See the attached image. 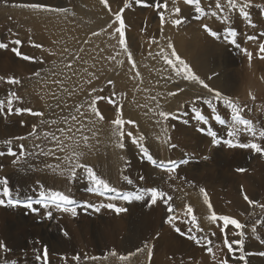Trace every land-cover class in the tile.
Instances as JSON below:
<instances>
[{
    "label": "rangeland",
    "instance_id": "rangeland-1",
    "mask_svg": "<svg viewBox=\"0 0 264 264\" xmlns=\"http://www.w3.org/2000/svg\"><path fill=\"white\" fill-rule=\"evenodd\" d=\"M18 1L20 2L16 4L22 3V0ZM34 2H40L53 7L68 8L69 11L66 13L34 12L28 9L14 7L13 5L15 4L13 0H0V42L8 44L7 49H0V67L7 66L10 70L12 69V71L9 70L10 72H8V70L0 68V76L5 78L14 77L21 81L20 85H9L5 81H0V99L6 100L8 93L14 90L17 95L22 98V101L24 100L25 108L44 113L43 117H38L28 112L22 114L16 113L15 115L14 113L9 114L6 109L2 114L0 112L1 116H7L0 120V152L7 153L8 148L11 147L13 151L18 153L15 157L7 154L0 156L1 179L4 177L11 179L17 177L28 178L32 176L39 181L38 185L40 187V185L43 184L41 178L52 172L50 169L46 168L45 165L56 163L57 160L55 157H45L41 155L33 158L27 155V153H25V155H20L19 145L24 144L28 152L33 151L35 144H40L45 148L52 147L53 145L51 142L44 139L43 133L55 132L56 135H60L57 128L66 126L63 121L67 112L71 111L72 115L77 113L75 108L59 112L58 114L52 113L51 110L45 112L42 107L36 105L32 100V95H30L34 79H37L34 75L35 72H40V76H42L41 80L49 78L52 75L60 77V81L63 82V85H59L54 91L56 93L55 97H53V95L50 96L53 98L50 103L57 102L58 97L70 94V87L72 84L70 78L71 71L65 68V64L69 62L75 64L77 61H73V57H82L84 51L81 52L80 49L83 48L84 50V45L95 38H101L106 44H109V65L107 66L103 78L81 98L80 104H85V106H87L85 102L91 100L93 96L110 97L111 94L115 92L117 93L114 97L115 101L125 105L123 109L125 119H132L133 112L136 111V103L141 100H147L151 107L155 106L154 101L146 98L156 96L163 110L165 107L166 111H171L173 115L178 117V119H168L167 121H163V118L158 117V119L161 120V124L154 123L157 118H153L152 121L154 124L150 127V131L138 124L139 131L137 132V137L140 135L145 137L142 143H144L145 146L147 145L155 159L165 162L171 160L177 163L174 172H166L164 169L155 167L146 159H144L146 161V164H144L141 154L138 155L136 159H129L127 154L126 159H128L129 162L128 169L134 170V177L136 176L133 180L131 179L132 181L130 180L132 183H129V186L131 187L134 185V188L135 186L138 187L137 189L135 188L137 192L135 189L133 190V188L131 190L130 187L128 188L129 191L126 188L120 190L122 191L121 193L117 190L116 192H111L101 188L102 191L98 189L91 193L95 196L97 195V199L104 198L102 202L97 200V202L92 201V203H85L94 205L113 203L116 207L125 208V212L117 214L111 209L103 208V210H106L107 215L99 211L98 213L100 214H98L97 217L94 215L93 218H90L91 220L88 219L89 223H83L84 219L76 218V216L71 214L68 215L70 218L69 220L61 221L58 214H61L62 211L54 207L45 209L40 206L38 213L31 211L32 213L30 216H35L34 218H37V220H35L36 223L41 221L40 224L42 223V225L46 226L45 228H48L50 231L57 230L59 233V236L49 237L47 241L49 243V245H47L49 264H116L118 261L120 264H128V262L129 264H133L135 255H133L129 261H122L118 257L121 255H128L129 253L127 250L119 249L120 247L118 248L117 246H110L109 241H105V243L102 241L104 240V234H106L104 229L108 227L107 220H109V218H120L121 224H123V233L121 232L120 239L121 243L123 242L122 244L124 245H127L126 242L131 232H136L140 236L143 235L142 230H146L145 236L147 239L145 238L142 245L137 248L144 249V251H138L136 249V252H131L139 254V256H137L139 264H220L222 259H227L228 264H243L242 261L233 259L232 254L228 253L223 244V233L220 227L222 221L212 222L207 218L211 215V210H209L207 204L204 202V194L201 193V188L206 190L212 205V210H214L218 216L227 215L246 225L243 230L245 232L243 239L245 241L244 251L247 264H264V255H261V253H264V210L249 205L243 198L244 195L247 194L253 201L264 204V155L256 153L251 149L228 147L227 144L224 143L225 140L246 143L253 141V137L244 132L243 126L239 125L238 127L241 128L240 133L235 137L228 136L227 133L232 130V125L234 123L232 120V109L222 101H214L216 111L213 112L208 105L206 106V104L203 103V100L196 99L198 96L204 99H210L213 94L209 93L207 89L196 82L185 80L182 77H176L171 67L165 63V60L157 55V53L161 51V48L165 49L166 54L170 53L171 50L167 49L166 45L171 43L174 45L181 59L185 60L191 67L192 60L188 57L189 50L194 53L193 55H197L199 50H203L204 58L208 62L207 69L211 71L212 76H210L211 78H207L199 75L191 67L193 72L199 76L200 79L204 80L209 87L215 90H217V88L211 86L213 84L212 82L215 81L213 78L219 79L221 83H224L226 78L230 82L229 86L225 84H222V86L225 87L224 89H226L228 93L225 90L219 91V88L217 91L221 92L225 99H229L240 106L243 109V117L249 120L257 131L264 129V59H261V56L264 54L259 52V45L264 43V36H260V33L264 32V0H252V7L245 9V11L248 12V19H244L243 16L240 15L238 8L220 14L219 10L214 6L215 0H201V4L206 9L207 15L195 12L192 10L191 6L184 3V0H178L175 6L181 9L179 18L183 20V23L179 26H173L171 24V20L177 18L172 15L173 0H167L168 11L165 12L164 25H161L159 15L153 7H144L142 4H137L135 0H132L133 6L130 9H125L123 12V18L125 20L124 40L132 55L131 60H129L128 54L124 52V45L118 44L117 39L113 38H118V33L114 31L116 25H113L112 28H108V25L114 18L99 0H35ZM123 2L124 0H108L109 6L112 8L113 12L118 11L123 6ZM147 2L151 4L153 0H147ZM161 2H164V0H161ZM221 2L224 3V0H221ZM11 10H19L22 14L24 11L35 13L33 14L34 20L40 17L41 14L45 18L54 19L56 20L55 22L61 23L66 28V32L69 35H78L76 42L72 47L68 48L67 51L60 53L61 56H57V61L55 63L52 62L55 56V54H53L49 62L41 64L40 60L45 56L46 51L50 48L57 49L56 45L51 42L47 45L43 44L45 42L39 39L40 35L37 28L30 22L20 19V17ZM161 11L164 10L161 9ZM212 11H217L218 16L213 17L211 15ZM220 16H229L230 22H222V20L218 18ZM249 21L251 23H249ZM205 24L214 31H218L220 38L217 39L209 35L204 30L203 25ZM252 25L255 26L253 27ZM229 27L233 28L237 33L234 37L236 44H231L224 38L225 32ZM52 28L56 29L57 26L53 25ZM181 29L184 31H181ZM163 31L166 32V35ZM93 32L102 34L94 36ZM108 32L111 33V35H109ZM248 36H255L257 39L249 40L247 39ZM16 39H19L22 43L20 45L13 44L12 41ZM153 40H155L156 43H153ZM202 41L204 42L202 43ZM34 44H40L43 47L37 48L33 46ZM237 45H239V47H237ZM12 48H18L23 55L33 57L35 61L22 59L12 51ZM183 49L184 51H182ZM245 49L252 53L251 59L245 54ZM41 50H43V52H41ZM110 56H115V59H109ZM224 60H228V64H223ZM133 61L136 63V69L131 68ZM118 62L123 63L121 64ZM37 67L39 68L36 70ZM254 68L256 72H254ZM129 69L131 70L130 73L133 70L134 73L135 71L140 72V77H136L134 81V94L133 91H128L125 88L123 79L119 80L121 74ZM217 70L218 74H216ZM114 75L117 76H115L116 78H119L116 79ZM168 75L172 76L171 80L162 79V77H167ZM109 80L114 82V87L107 83ZM141 80L143 81L142 83L140 82ZM47 83V85H50L49 82ZM171 86L175 87L172 88ZM101 88L104 90L101 91ZM180 89H183V91H180ZM169 91L179 93L176 96H167ZM123 93L127 94L126 98L122 95ZM133 95V100L136 101L135 104L131 102ZM253 97H255V99H253ZM170 103L172 104L171 106L169 105ZM96 106L101 109L102 115H105L104 124L107 123L108 119L111 121L115 118L116 109L113 105L109 104L106 99L97 100ZM106 106L109 108L107 109ZM168 106L171 107V109ZM14 110L15 109H13V111ZM197 113L203 114L208 120V123L202 124L201 121L197 119ZM217 117H219V119H217ZM42 119L48 122L56 120L57 124H42ZM220 120H224V123L221 124ZM33 124L37 126L36 135L41 137L39 140L29 135L32 131ZM161 125L167 128V134H165ZM111 126L113 127V125ZM201 128L216 132L221 143L219 145L213 144L212 137L207 135L206 131L201 132ZM127 131H132L134 133L136 129L129 126ZM20 136H25L27 139H14ZM169 136L171 139L168 140L167 143H164L163 141ZM158 137L159 139H156ZM8 140H12L11 145L5 143ZM254 142H258L264 147V140L256 139ZM171 145H176V147H171ZM36 151L39 150L36 149ZM57 154L60 155L59 152ZM25 156H27V159H25ZM49 159L50 161H48ZM13 161H17V163ZM135 165L136 169L134 168ZM240 168L246 170L243 172L237 171V169ZM131 176L132 174H127L126 178H131ZM136 180L139 181L137 182ZM135 183H137V185ZM153 187L166 192L172 197V201L170 202L174 209L172 213H166L167 206L159 200L156 205L149 207L150 198L147 195H145L143 200L134 199L135 195ZM43 190H36L37 192L35 191L33 193L29 192L30 195L28 193V196L20 197L40 196V192ZM121 194L126 196L131 195L133 199L131 202L123 200L120 198ZM192 194L196 196L200 195L197 197L200 199V204L202 202V207H200L199 204H196L199 208L195 204L192 205V203H195L191 197ZM78 196L79 200L84 201V196L82 194H78ZM29 200L34 201L32 199ZM78 203L81 202L78 201ZM78 203L68 207L70 208L69 210H71V207L76 210L79 209ZM242 203L245 204L243 205ZM187 206L193 208V215L197 217L199 228H202L203 231H200L196 225L191 223V216L185 215ZM62 207L66 206L61 205V208ZM49 210L53 213L51 218L46 215ZM69 210L68 212L72 213ZM86 211L87 210H84V214L90 216V213ZM146 214L147 218H144ZM172 216H175L176 219L173 220L172 224H169L167 221ZM68 225L72 230L80 227L83 231L79 243L78 241H73V243L77 245V249L73 252H68L65 249L62 254H54L55 246L50 245V243H54L64 237L65 232L68 233L67 236L71 235ZM253 225H255L257 229L255 234L251 232ZM16 226L17 225H14V227ZM176 227L180 228V230L185 233L191 228L192 232L187 233V235H195L200 239V244L198 245L194 241L189 240L187 235H180L175 231ZM134 228L135 230H133ZM26 231L32 232L30 228H27ZM237 231L239 230L229 225L227 229L229 241L241 239L240 236L235 234ZM256 237H259V239ZM21 239H27V236L23 235ZM88 240H90V242ZM117 240L119 239L117 238ZM35 241L36 240L31 243L32 247L28 249V252L37 247L43 249L44 244H38L39 246H37ZM209 241H211V244L208 243ZM91 242L93 246L89 245L91 248L87 254L85 249ZM145 244H147V248H145ZM209 247L212 249L211 253L207 251ZM26 249L27 247L25 250ZM149 250L152 253L151 259H149L147 254ZM112 251H115L117 256L113 258L111 255L109 256V253ZM237 255H239V253H237ZM16 256L12 258H16L17 260L18 258ZM73 256H80V261L77 262L72 260ZM92 256L107 257V259L88 262V257ZM143 256H145V258ZM61 257L67 258L66 260H62ZM4 261L7 264H12L10 260L9 262H7L8 260ZM4 261L0 262V264H6ZM32 261L38 263L35 258L32 259ZM20 264L23 263L20 262Z\"/></svg>",
    "mask_w": 264,
    "mask_h": 264
},
{
    "label": "snow or ice",
    "instance_id": "snow-or-ice-1",
    "mask_svg": "<svg viewBox=\"0 0 264 264\" xmlns=\"http://www.w3.org/2000/svg\"><path fill=\"white\" fill-rule=\"evenodd\" d=\"M99 2L104 6L105 9L111 14V16L114 18L111 23H109L108 28H112L113 25H116L114 28V31L118 33V38L113 37L114 39H117L118 44L124 45V52L128 54L129 60L132 59V55L128 50V47L124 40L125 35V20L123 18V12L125 9H130L133 6L132 0H124L123 6L116 12L112 11V8L109 6L108 0H99ZM178 0H173V8H172V15L176 16V19L171 20V24L173 26H179L183 23V20L180 17L181 9L176 5ZM135 3L142 4L144 7H153L160 18L161 25L165 24V12L168 11V3L167 0H164V2H161V0H153L151 4L147 2V0H135ZM184 3L188 6L192 7V10L195 12L207 15L206 9L202 6L201 0H184ZM17 8L22 9H28L34 12H50V13H66L69 11L68 8H62V7H53L50 5L42 4L40 2H31V3H19L13 5ZM215 8L219 10V13L222 14L225 11H231L236 10L238 8L239 13L241 16H243L244 19H248V12L245 11V9L252 7V0H224V3L221 2V0H215ZM163 9L164 11H161ZM211 15L213 17H217L218 13L217 11H212ZM222 20V22L228 23L230 22L229 16H220L218 17ZM249 23H251L249 21ZM253 27L255 25H252ZM204 30L211 35L214 38L219 39V33L218 31H214L212 28H210L207 24L203 25ZM102 33L93 32L94 36L101 35ZM111 35V33H109ZM237 35L236 31L233 28H227L225 32V39L228 40L231 44H236V40L234 37ZM260 36H264V32L260 33ZM247 39L249 40H255L257 37L255 36H248ZM13 44L20 45L22 42L19 39L13 40ZM153 43H156L155 40H153ZM34 47L42 48L43 46L40 44H34ZM167 49H170V53L166 54L165 49L161 48V51L157 53L158 56L162 57L165 60V63L171 67L172 71L175 73L176 77H182L185 80L193 81L198 84H200L203 88L207 89L209 93H212V97L210 99H204L203 97H197L198 100H203V103L208 105L209 108L212 109L213 112L216 111V107L214 105V101L217 102H223L228 107L232 109V120L234 121L232 125V130L228 131L227 135L230 137H235L238 133H240L241 128L239 126H243V131L250 134L253 137V141L246 142V143H238L234 142L233 140H225L224 143L227 144L230 148H243V149H251L256 153H259L261 155H264V147L261 146L260 143L254 142L256 139L264 140V129H261L257 131L255 127L252 125V123L245 119L242 115L243 109L233 103V101L229 99H225L221 92L209 87L207 83L204 82V80L200 79L199 76H197L191 67L185 62V60L181 59V57L177 54L175 47L173 44L168 43L166 45ZM239 47V45H237ZM8 44L4 42H0V49H7ZM12 51L17 55L20 56L24 60H33L35 61V58L30 57L28 55H23L18 48H12ZM67 51V49H65ZM80 51H84L83 49H80ZM245 54L251 59L252 53L248 52L246 49L244 50ZM259 52L261 54H264V43H261L259 45ZM174 58V59H173ZM109 59H115V56H110ZM261 59H264V55L261 56ZM82 57L80 56H74L73 61H81ZM123 63V62H118ZM136 63L135 61L132 62L131 68L136 69ZM65 68L69 71H72L73 74H75L74 69V63L69 62L65 64ZM85 72H87V69H84ZM163 71V70H162ZM95 74L89 73L90 79L89 83H91V77ZM35 76L39 77L40 72H36ZM140 77V72L135 71L134 78ZM99 78L98 76L96 77ZM162 79L171 80L172 76L168 75L167 77H162ZM0 81H5L9 85H20L21 81L14 78V77H8L5 78L3 76H0ZM143 82L142 80L140 81ZM53 83L62 86L63 82L59 79L53 81ZM109 85H112L114 87V82L112 80H109L107 82ZM103 91V89H101ZM180 91H183V89H180ZM53 97L56 96V93H52ZM91 95V93H90ZM117 95V93L113 92L110 97H95L89 101H86L88 107V112L81 111L85 107V104H77L75 105V111L78 113V115H71L70 117L64 118V124L67 125V127H58L57 131L60 133V135H56L55 132H45L43 133V137L45 140L50 141L53 145L52 147H42L40 144H35L34 149L31 152H28L24 144L19 145V154L20 155H27L32 156L33 158H36L38 156H45V157H55L57 161H63V163L66 165L64 169H61V164L57 163L55 166L52 164H46V168L51 169L54 174H59L60 176H64L65 173H67L68 179H75L77 176L78 169H83L87 174L89 180L94 184V188H92V191H97L98 189H106L111 192H116V189L113 187H110L109 184L99 178L92 167L87 165L83 162V156H84V150L85 149H91L92 144L90 143L91 140L96 139L99 135L100 129L96 127L97 122H103L105 117L101 114L100 110L97 108V100L99 99H106L107 102L116 109V116L113 120L110 121V124L113 125L111 129V135L116 137V147L120 149L125 148V143L123 142L125 138L129 139L132 144H134L138 150L142 153V158L146 159L148 162H150L151 165L164 169L166 172H174L177 167V163L175 161H158L154 158V156L149 151V148L145 146L142 141L145 140V137L143 135H140L137 137L132 131H125L126 125H132L133 127L138 129L137 122L132 119H125L123 109L125 105L123 103H117L114 99V97ZM125 98L127 97L126 93L122 94ZM178 95L177 92L169 91L167 93V96H176ZM146 99H150L155 102V109H159V111L155 112V115L163 118V121H167L168 119H178L177 116L173 115L170 111L163 110L162 105L157 100L156 96H150ZM255 99V97H253ZM22 102V98L17 95L16 91H10L5 99H0V112H4L5 109L9 114L13 113V105L15 102ZM132 103H136L135 100L131 101ZM138 107L141 108H147V104H138ZM155 109H148V111H154ZM17 114H22L24 112H28L33 116L43 117L44 113L40 111H33L30 108H20L15 110ZM71 119L73 124H68V120ZM197 119L201 121L202 124H207L208 120L205 118L203 114L197 113ZM219 119V117H217ZM23 123V122H22ZM41 123H51V124H57L56 120H52L50 122L41 120ZM156 124H161V120L157 119L155 121ZM220 123L223 124L224 120H220ZM163 131L165 134H167V128L163 127ZM85 129H87L88 133H91V135L86 134ZM37 126L35 124L32 125V131L29 133L30 136L35 137L37 140H39L41 137L36 135ZM201 132H207V135L212 137L213 144L219 145L221 143V140L217 137V133L214 131H211L210 129L201 128ZM76 133H79V138L76 137ZM14 139L18 140H26L27 137L20 136L15 137ZM159 139V137L157 138ZM171 137H167L163 142L167 143L168 140H170ZM65 141H70V143H66ZM7 145L12 144V140H8L5 142ZM171 147H176V145H171ZM38 149L39 151H36ZM64 153V155L61 157L57 153ZM11 155L13 157L17 156L18 153L16 151H13L11 147L8 148L7 153L0 152V156L3 155ZM25 159H27V156H25ZM14 163H17V161H13ZM246 169L240 168L237 169L239 172H243ZM125 179H127L125 177ZM129 183L131 181L129 180ZM40 187L43 189L44 185H40ZM201 193L204 194V202L207 204L209 210H211V215L207 217L212 222L222 221L221 232L223 233V244L225 248L227 249L228 253L232 254V258L238 261H242L243 264H247V258L244 251V244L245 241L243 237L245 236V232L243 231L246 227L245 224L240 223L235 218H231L227 215L218 216L214 210H212V205L209 201V197L207 195V192L205 189H200ZM145 195H147L150 198V204L149 207L152 205H156L157 201H161L164 205L167 206V211L169 213H172L174 211L172 204L170 203L172 201V197L168 195L166 192L161 191L157 188H149L146 189L144 192L135 195L134 199L136 200H143ZM121 199L131 202L133 199V196L131 195H122ZM244 200L247 201V203L253 207H259L262 210H264V204H260L257 201H253L248 197L247 194L244 195ZM75 202L70 198L69 195L65 194L63 191H49V190H43L40 192V199L36 201L29 200L28 202L23 204V207L30 209L34 213L39 212V208L34 207V204H39L45 209H50L51 207L55 206L57 209L61 211L67 212L69 209L67 207L61 208V205H71ZM0 206H11V207H18L21 206L20 201L15 200L13 198V190L9 186V180L7 177H4L0 179ZM84 208H91L96 212H99L101 208L111 209L115 213L119 214L121 212H125V208L116 207L113 203H107V204H85L83 205ZM72 215L75 216L77 214L76 209H71ZM46 215L51 218L52 217V211H47ZM186 216H191V223L196 225L197 228L200 231H203L202 228H199V224L197 223V217L193 215V208L191 206H187L186 209ZM176 217L172 216L167 222L169 224H172L173 220H175ZM229 225L233 226L234 229L239 230L235 234L240 236L241 239L229 241L228 239V232L227 229ZM175 231H177L180 235H187V233H191L192 229L189 228L187 230V233L182 232L180 228L176 227ZM257 231L255 225L251 228L252 234H255ZM214 234V233H213ZM65 236L68 235L67 232L64 233ZM187 238L189 240L194 241L196 244H200V239H198L195 235H187ZM259 239V237H256ZM37 244L40 243V241H36ZM211 244V241L208 242ZM147 244H145V248H147ZM10 249L7 247V245L0 241V252L7 253ZM138 251H144V249H138ZM209 253L212 252L211 247L207 249ZM35 260L38 262V264H49V252L47 245L43 246V249L36 248L35 249ZM239 253V255H237ZM148 257L151 258V251H148ZM251 254V253H249ZM109 255L115 257L117 256V253L115 251H112L109 253ZM133 255H136V253H130L128 255H121L118 258L122 261L129 260ZM261 255H264V253H261ZM91 260H100V259H107V257H99V256H92L88 257ZM62 260H66V257H61ZM81 259L80 256H74L73 260L79 262ZM12 264H15V262H12ZM220 264H228L227 259H222L220 261Z\"/></svg>",
    "mask_w": 264,
    "mask_h": 264
},
{
    "label": "bare ground",
    "instance_id": "bare-ground-1",
    "mask_svg": "<svg viewBox=\"0 0 264 264\" xmlns=\"http://www.w3.org/2000/svg\"><path fill=\"white\" fill-rule=\"evenodd\" d=\"M34 1H32V0H22V3H31V2H34ZM18 2H20V1L13 0V3L14 4H16ZM11 11L14 14H17L20 17V19H24V20L30 22L33 26H35L37 28L38 33L40 35L39 36V39L45 42L43 44L47 45L49 42H51V43H54L56 45L57 49L50 48L49 50L46 51L45 56L40 60V63L41 64L49 62L50 59H51V56L53 54H55V56L53 57L52 62L55 63L57 61V56H61L60 53L65 52V49H68V48L72 47L74 45V43L76 42V39H77V36L78 35H75V36L69 35L66 32V28L61 23L55 22L56 20H54V19L45 18L41 14L40 17H38L36 20H34L33 14H35V13H31L30 11H24L23 12L24 15L22 13H20L19 10H11ZM53 25H56L57 28L56 29H53L52 28ZM190 27H188V28H190ZM170 28H171V26H170ZM182 30L183 29H181V31ZM179 31H180V28H179ZM164 32L165 31H163V33ZM22 34H23V32H22ZM169 34H170V32H169ZM169 34H168V36H169ZM187 34H189V33H187ZM165 35H166V32H165ZM197 35H198V32H197ZM195 36H196V34H195ZM198 42H200V41H198ZM203 42L204 41H202V43ZM86 43H87V41H86ZM84 46H85V48H84V53L82 55V60L81 61H77L74 64L75 74H73L72 71L70 72V78L72 80V84H71V87H70V94H68V95L65 94L62 97H58L57 98V100H58L57 102L50 103L51 100H53V98L50 97V96L52 95V93L59 86V85L53 83V81H55L57 79L60 80V77H58L57 75H52L49 78H45V79L41 80V77L42 76L37 77V76L34 75V77L37 78V79H34V83L31 86L33 88H32V91L30 92V95H32V100L36 103V105L42 107L45 112H47V110H51L52 113L58 114L59 112H64L65 110H68V109H71V108L72 109L75 108L74 107L75 105L80 104L81 98L85 94H87V92L89 90H91L93 87H95L100 82V80L103 78V76H104V74H105V72L107 70V66L109 65L108 64V54H109L108 49H109V44H106L101 38H95V39H93L92 41H90L89 43H87ZM182 51H184V49ZM41 52H43V50H41ZM193 54L194 53H192V51L189 50L188 57H189V59L192 60V62H191L192 69L197 74H199V75L205 76L207 78H211L210 76H212V73H211V71L209 69H207L208 62L204 58V51L203 50L202 51L199 50V53L197 55H193ZM228 60H230V59H228ZM228 60H226V61L224 60V63L223 62L222 63L223 64H228L227 63ZM44 66H46V65H44ZM0 68L5 69V70H8V72L12 71V69L10 70L9 67H7V66H3V67H0ZM38 68L39 67H37L36 70ZM84 69H87V72H85ZM130 71H131L130 69L128 71L125 70V72H123L121 74L120 78L119 77L118 78H119V80L123 79L125 88L128 91H133V94H134L135 93V84H134V81H135V78L136 77L134 78V70L131 73H130ZM5 72H7V71H5ZM254 72H256L255 68H254ZM89 73L95 74L94 76L91 77V83L88 82L89 79H90ZM216 74H218V70H217V73ZM97 76L99 77L98 79L96 78ZM115 76L116 75H114V77ZM118 78H116V79H118ZM213 79L215 81L214 82L211 81L213 83L211 86H214L215 88H217V90L219 88V91L220 90L221 91H223V90L226 91V89H224L225 87L222 86V84H225V85L229 86V83L230 82L226 78H225L224 83H221V81L219 79H216V78H213ZM113 80H115V79H113ZM47 82H49L50 85H47L48 84ZM174 87H172V88H174ZM131 99L132 100L134 99V95L132 96ZM23 101L22 102H20V101L15 102L14 105H13V109L16 110V109H20V108H25V103ZM138 104H147L148 107L147 108H141V107L135 106L136 111L133 112V118H132V120H135L137 122V125L138 124L140 126L142 125L144 129H148L149 130L150 127L155 123V121L153 123L152 119L153 118L154 119L155 118L158 119V116L155 115V112L158 111V109H155V106H152L151 107V105H149V102L147 100H145V101L144 100H141L138 103H136V105H138ZM169 105L171 106L172 104L170 103ZM164 106H166V105H164ZM108 108L109 107H107V109ZM169 108L171 109V107H169ZM98 109L100 110V112L102 114L101 109L100 108H98ZM148 109H155V110L154 111H148ZM15 110L13 111L14 115L16 114V111ZM164 110H165V107H164ZM81 111H84V112L87 113L89 110H88V107L85 106L83 109H81ZM1 114H2V112H1ZM71 115H72V112L71 111H68L66 117H70ZM74 115H78V113L77 114H74ZM3 117H7V116L6 115H4V116H1L0 115V120ZM128 119H130V118H128ZM104 122L105 121H103V122H97L96 127L98 129H100L99 135H98V137L96 139H93V140L90 141V143L92 144V148L91 149H85L84 150L83 162L86 163L87 165H89L90 167H92L93 170L95 171V173L97 174V176L99 178L105 180L108 184H110L109 185L110 187H113V188L116 187V190L117 191L123 190L125 188L128 189L130 187L128 180H131V179L133 180V178H135L136 176L134 177V172H133L134 170H129L128 169V163L129 162H128V159H126L127 158L126 156L128 154V158L129 159H136V157L138 155L141 154V156H142V153L127 138L123 141L125 143V148L124 149H120V148L116 147V139L117 138L111 135V129H112L111 127L112 126L109 123L110 121L108 119V121H107L106 124H104ZM73 123L74 122H72L71 119L68 120V124H73ZM129 126H131V128H135L132 125H129ZM129 126H127V125L125 126V130L126 131L128 130ZM66 127H67V125L65 126V128ZM135 129H136V131H134V134L137 136V132L139 131V129H137V128H135ZM140 129H141V127H140ZM85 132H86V134L91 135V133H88L87 132V129H85ZM76 137L79 138V133H76ZM65 142L66 143H70V141H65ZM63 155H64V153H60V156L61 157ZM142 159H143L144 164H146V161L144 160V158H142ZM48 161H50V159ZM134 161H136V160H134ZM57 163H60L61 164V169H64L66 167V165L63 163V161H57L56 163H53L52 165L55 166ZM135 167H136V165L134 166V168ZM137 167L139 168L138 165H137ZM127 174L128 175L129 174H132L131 178L125 179V177H126ZM8 180H9V182L12 180L11 183L9 184V186L13 190V198L15 200L20 201L21 206H18V207L0 206V241H3L7 245V247L10 249V251L7 252V253L0 252V262H3L4 260H8L7 262H9V260H10V262H15V264H20V262H22L23 264H38V263L33 262L34 260L32 261V259H34L35 258V255H36V253H35V249L36 248L35 249L33 248V249H31L28 252V249L30 247H32L31 243L34 240H36V241H40V243H39L40 245H42V244L49 245V243L47 242L48 241V238L49 237L59 236L58 235L59 233H58L57 230L50 231L48 228H45L46 226L42 225V223L40 224L41 221H38L36 223L35 220H37V218H34L35 216L34 217H31L30 216V214L32 213L31 210L23 207V204L26 203V202H28L29 199H32L34 201L40 199V196H38V195L35 196V197H25V198H23V197L21 198L20 197V196H28V193L29 192H32L33 193L36 190H43L38 185V182L39 181L37 179H35L34 177H32V176H29L28 178H19V177H17V178H11V179H8ZM41 180L43 182L42 185H44V190H49V191H63L65 194L69 195L70 198L75 203H78V201L81 202V203H78L79 209L76 210L77 214L75 216H76V218L84 219L83 223H89L88 222V219L91 220L90 218H93L94 215H96V217H97L98 214H100L102 212H103L102 214H106V210H103V208L100 210V213H98V212H96V211H94V210H92L90 208H87L86 209V208L83 207V205H85L86 202L87 203H89V202L92 203V201H96L97 202V200L102 202V200L104 199V198L103 199H97L96 198L97 195L95 196L94 194L91 193L92 192L91 189L94 188V184L89 180L88 174L83 169H78L77 176L75 177V179H68L67 178V173H65L64 176H60L59 174H54L53 172H50V173L44 175L41 178ZM136 181L138 182L139 180H136ZM135 184L137 185V183H135ZM138 186H139V184H138ZM180 186H181V184H180ZM130 188H131V190H132V188L134 190L135 188L137 189L138 187L135 186V188H134V185H132ZM136 189H135V191H136ZM100 191H102V189ZM128 191H129V189H128ZM121 192L122 191H120V193ZM78 194H82L84 196V201L79 200ZM29 195H30V193H29ZM197 196L195 194H192L191 197H192L193 201L195 202V203H192V205L193 204H195V205L196 204H199L200 207H202V202L200 204V199L198 198L200 195L198 197ZM80 198H81V196H80ZM74 204H71V205H63V206H66L68 208L70 206H73ZM40 206L41 205H39V204H35L34 205V207H37V208H40ZM53 207L56 209L55 206H53ZM197 207L199 208V206H197ZM68 209H70V208H68ZM71 209H72V207H71ZM57 210H59V209H57ZM84 210H87L86 212L90 213V216L85 215L84 214L85 213ZM69 211H71V210H69ZM166 213H168V211ZM69 214L72 215V213H70L68 211L67 212L62 211V213L61 214H58V215H59V218H60L61 221H65V220H69L70 219L69 216H68ZM108 215H110V214H108ZM167 215H169V214H167ZM179 215H180V213H179ZM144 218H147V214H146V217H144ZM148 218H150V217H148ZM151 220H152V218H151ZM107 221H108L107 222L108 227L105 225L107 227V229H104V232H106V234H104V238H103L104 240H102L104 243H105V241H109L110 246H117L118 248L120 247L119 249L127 250V252L130 254L131 252H136V249L139 248L142 245V243L145 241V238H146L145 232H146V230H142L143 231V235H140L139 236L136 232H131L129 234L128 241L126 242L127 245L122 244L123 242L121 243L120 235H121V232L123 230V227H122L123 224H121L120 218H113V219H110L109 218V220H107ZM62 224H64V223H62ZM14 225H17V226L14 227ZM68 227L70 228V234L71 235L64 236V237L60 238L59 240H57L56 242L53 241L54 243H50V245H54L55 246V248H54V254H62L65 249L68 252H73V251H75L77 249V245H75L73 243V241H78V243H79V239H80V236H81V234H82L83 231L81 230L80 227L76 228L75 230H72L69 225H68ZM27 228H30L32 230V232H27L26 231ZM103 228H105V227H103ZM146 229H147V227H146ZM133 230H135V228ZM151 234H152V232H151ZM23 235H26L27 236V239H23L22 240L21 237ZM126 236H127V234H126ZM148 236H149V234H148ZM84 237H87V236H84ZM99 238H102V237H99ZM117 238L119 240H117ZM99 240H101V239H99ZM88 241L90 242V240H88ZM89 245L93 246L92 242L90 244H88V246L85 249V251L87 252V254H88V252L90 251V248H91ZM37 246H39V245L37 244ZM82 246H84V245H82ZM85 246H86V244H85ZM26 247H27V249L25 250ZM13 256L14 257L16 256L18 259L17 260H16V258L13 259L12 258ZM137 256H139L138 253H136V255L134 257L135 258V261H133V264H139V261H138V257ZM140 257H142V256H140ZM143 257L145 258V256H143ZM112 258H113V256H112ZM70 259H72V258H70ZM89 260H88V262H92V260H90V261ZM102 260H104V259H102ZM114 263H116V262H114ZM118 263H119V261L116 264H118ZM91 264H93V263H91ZM122 264H124V263H122ZM128 264H129V262H128Z\"/></svg>",
    "mask_w": 264,
    "mask_h": 264
}]
</instances>
